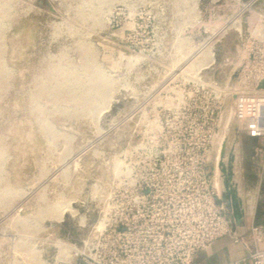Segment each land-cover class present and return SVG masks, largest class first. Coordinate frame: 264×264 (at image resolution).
<instances>
[{
  "label": "rangeland",
  "instance_id": "rangeland-1",
  "mask_svg": "<svg viewBox=\"0 0 264 264\" xmlns=\"http://www.w3.org/2000/svg\"><path fill=\"white\" fill-rule=\"evenodd\" d=\"M247 1L0 0V264H78L160 109L237 64L228 27L244 30ZM253 148L232 123L223 167L233 155L248 245L263 207Z\"/></svg>",
  "mask_w": 264,
  "mask_h": 264
},
{
  "label": "built area",
  "instance_id": "built-area-1",
  "mask_svg": "<svg viewBox=\"0 0 264 264\" xmlns=\"http://www.w3.org/2000/svg\"><path fill=\"white\" fill-rule=\"evenodd\" d=\"M248 0L244 30L232 21L237 64L222 82L199 81L182 101L160 109L149 150L140 166L120 169L114 198L101 209L78 264H193L195 256L222 238L247 255L224 264H264V224L251 223L248 245L225 198L224 138L232 123L254 143L253 160L264 181V8ZM192 94L195 96L192 101ZM211 100L214 105H209ZM230 101L225 117V104ZM222 135L220 136V134ZM82 257V258H81ZM82 259V260H81Z\"/></svg>",
  "mask_w": 264,
  "mask_h": 264
},
{
  "label": "crops",
  "instance_id": "crops-1",
  "mask_svg": "<svg viewBox=\"0 0 264 264\" xmlns=\"http://www.w3.org/2000/svg\"><path fill=\"white\" fill-rule=\"evenodd\" d=\"M246 255L247 251L241 245L233 243L229 238H222L215 241L208 250L198 253L193 264H224L237 261Z\"/></svg>",
  "mask_w": 264,
  "mask_h": 264
},
{
  "label": "water",
  "instance_id": "water-1",
  "mask_svg": "<svg viewBox=\"0 0 264 264\" xmlns=\"http://www.w3.org/2000/svg\"><path fill=\"white\" fill-rule=\"evenodd\" d=\"M232 161H233V157L230 156L228 159V165L226 169H222V173L224 175V187H225V198L229 200L230 202V207L232 209V213H233V218L235 220V223L237 226H241L242 225V212L240 209V205L238 200L235 197V194L233 191H231L230 189V179L232 178Z\"/></svg>",
  "mask_w": 264,
  "mask_h": 264
},
{
  "label": "trees",
  "instance_id": "trees-1",
  "mask_svg": "<svg viewBox=\"0 0 264 264\" xmlns=\"http://www.w3.org/2000/svg\"><path fill=\"white\" fill-rule=\"evenodd\" d=\"M260 191H261V195H262V201H263V207L258 210V213L256 214L255 217V223H264V181L261 182L260 184Z\"/></svg>",
  "mask_w": 264,
  "mask_h": 264
},
{
  "label": "bare ground",
  "instance_id": "bare-ground-1",
  "mask_svg": "<svg viewBox=\"0 0 264 264\" xmlns=\"http://www.w3.org/2000/svg\"><path fill=\"white\" fill-rule=\"evenodd\" d=\"M212 59H213V58H212ZM101 221H102V220H101ZM102 223H103V222H102ZM99 225H101V226H102L103 224H99Z\"/></svg>",
  "mask_w": 264,
  "mask_h": 264
}]
</instances>
